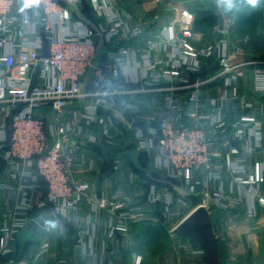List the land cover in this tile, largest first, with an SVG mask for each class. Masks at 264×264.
I'll return each instance as SVG.
<instances>
[{"label": "built area", "instance_id": "2783aa9c", "mask_svg": "<svg viewBox=\"0 0 264 264\" xmlns=\"http://www.w3.org/2000/svg\"><path fill=\"white\" fill-rule=\"evenodd\" d=\"M82 1L0 0V161L18 181H0L9 208L0 223V264L49 258V241L29 257H14L21 232L40 228L32 211L47 208L72 227L77 254L55 264H86L94 257L100 224L93 215L102 209L111 219L99 264H143L144 254L129 236L124 256L115 244L119 233L129 235V220L165 227L171 240L167 264H208L203 250L176 229L201 206L220 214L219 225L240 204L243 187L248 217L256 215V204L264 207V109L251 112L264 96V58H246L240 46L231 50L230 28L219 26L222 37L196 46L192 14L184 7L143 40L132 9L117 8L122 0H87L99 18L100 41L68 6ZM30 5L42 13L29 32ZM160 18L157 13L153 20ZM103 47L108 49L101 60ZM247 74L250 85L243 81ZM90 82L94 90L87 89ZM217 87L221 94L204 101V93ZM156 97L149 110L138 108L142 98ZM48 106L52 110L45 111ZM117 107L132 117L127 125L133 148L122 147L114 168L125 171L135 149L150 166L131 171L140 192L97 196L84 176L96 166L87 148L115 146ZM215 235L221 236L216 229Z\"/></svg>", "mask_w": 264, "mask_h": 264}, {"label": "crops", "instance_id": "0c3cea01", "mask_svg": "<svg viewBox=\"0 0 264 264\" xmlns=\"http://www.w3.org/2000/svg\"><path fill=\"white\" fill-rule=\"evenodd\" d=\"M64 5L66 2H61ZM89 3V2H88ZM84 0L82 2H75L68 4L72 10L74 16H78L86 21L91 28L97 32L101 41V31L99 30V18H97L89 7L90 14L84 13L85 5ZM124 7L132 9L134 19L141 23L143 29V40H147L154 36L157 32L159 24L169 23L173 20L174 11L177 8L184 7L192 14V26L194 31L198 35V39L195 41V45L201 47L206 43L213 41L216 38H220L223 35L215 31V27L230 28L227 34V39L230 43L231 50H234L236 46H240L244 49V56L246 58H264V8L251 14L241 15L238 19H230L225 17H219L214 14L210 0H166L164 3H155L153 0H122L117 6L120 10ZM41 10L35 5L29 6L28 12V25L27 30L30 32L32 28V22L40 19ZM160 15V20L155 21L153 17L155 14ZM39 33H43L42 26H37ZM36 27V28H37ZM248 38V40H246ZM101 43V42H100ZM128 42H123L122 45H129ZM107 47H103L101 50V60L104 59L107 51ZM258 50V54L251 53L252 50ZM251 50V51H249ZM251 75L247 74L244 79L245 85L251 84ZM88 90H94L95 86L93 82L88 83L86 86ZM249 93V92H248ZM221 94V88L208 89L204 95V101H208L213 96H219ZM153 99L142 98V105L140 108L142 111L149 110V105L152 104ZM252 98V97H251ZM254 107H258L251 110L253 113L261 114V107L264 109V96L260 97L259 103ZM116 115L114 123L117 124L119 129V136L116 139L114 147H95L90 149V154L95 156L96 166L95 170L85 173L84 176L91 182L92 191L97 196L102 193L107 195L112 194H124L126 192H140L141 188L137 184L132 185L131 171H138L139 169L133 164H127L121 173L114 168L115 158L121 152L122 147H132V141L130 138V129L127 125L128 121H131V115L126 112L123 107L116 108ZM264 119V114H261ZM120 139L122 141H120ZM264 150V148H263ZM140 158V157H139ZM146 158V157H145ZM3 162L4 164H2ZM140 162V161H139ZM141 163V162H140ZM142 164V163H141ZM142 165H149V161L145 160ZM129 167V168H128ZM128 168V169H127ZM127 169V170H126ZM0 181L12 182L17 185V179L6 173L5 162L0 161ZM247 188L243 187L239 196L241 202L239 205L232 206L231 209L223 216L222 221L215 227L219 233L221 242V263L222 264H264V207L256 204L257 213L253 217L247 216L248 196ZM264 193V185L262 187ZM7 192L0 189V223L5 212L9 211L8 206L5 205ZM14 198V196H12ZM34 214L41 215L49 213V209H43L41 211L34 209ZM85 215L88 214V209L84 211ZM84 215V216H85ZM111 213L107 209L99 210L97 215H93V221L98 223L99 229L97 230L96 247L94 257L91 259H84L86 264H99L100 257L103 253V244L107 241L108 230L106 227L110 225ZM128 221V220H126ZM129 235H123L119 233L116 237L115 244L118 246L120 256L126 254L128 249L126 240L128 236L130 238L131 246L141 251L145 256V249H143L141 236L147 227L154 226L152 223H140L129 220ZM64 231L62 234H53L44 232L41 228L28 227L23 230L18 238L16 244V256L14 257H29L33 254L42 242L49 241L52 244V252L48 259L38 261L34 264H55L56 259L64 255H75L76 251L71 249V240L73 229L70 225L64 223ZM88 226V223H86ZM91 227V226H90ZM155 227V226H154ZM167 234V232H166ZM167 238L169 236L167 234ZM146 248V247H145ZM126 249V250H125ZM74 253V254H73ZM77 255V254H76Z\"/></svg>", "mask_w": 264, "mask_h": 264}, {"label": "water", "instance_id": "95a60500", "mask_svg": "<svg viewBox=\"0 0 264 264\" xmlns=\"http://www.w3.org/2000/svg\"><path fill=\"white\" fill-rule=\"evenodd\" d=\"M52 110L51 106L44 109ZM37 117L41 116V110L36 111ZM141 151L131 150L129 153L132 163L139 169H144L139 162ZM220 219V214L209 212L201 206L190 213L177 227L176 233L188 240L193 246H199L204 252V259L208 264H222L220 256V241L215 235V226Z\"/></svg>", "mask_w": 264, "mask_h": 264}, {"label": "clouds", "instance_id": "9594fccd", "mask_svg": "<svg viewBox=\"0 0 264 264\" xmlns=\"http://www.w3.org/2000/svg\"><path fill=\"white\" fill-rule=\"evenodd\" d=\"M211 8L219 17L238 19L241 15L251 14L264 8V0H210ZM39 227L47 233L62 234L64 225L55 212L38 217Z\"/></svg>", "mask_w": 264, "mask_h": 264}, {"label": "rangeland", "instance_id": "374dc122", "mask_svg": "<svg viewBox=\"0 0 264 264\" xmlns=\"http://www.w3.org/2000/svg\"><path fill=\"white\" fill-rule=\"evenodd\" d=\"M251 51V50H249ZM256 53L255 55H260L258 54V50H252L251 53ZM161 233L162 239L159 240L158 242H155L152 246L151 251H149L148 247H143L145 249V256H144V262L143 264H167L165 262L166 255H169V249L171 246V240L167 238V234L165 231V227L161 224H155L154 225ZM161 244L158 246L157 244Z\"/></svg>", "mask_w": 264, "mask_h": 264}, {"label": "trees", "instance_id": "16d2710c", "mask_svg": "<svg viewBox=\"0 0 264 264\" xmlns=\"http://www.w3.org/2000/svg\"><path fill=\"white\" fill-rule=\"evenodd\" d=\"M84 3H86L85 5V9H87V10H85L84 11V13L86 14V15H89V16H91V14H90V11H88V10H90L89 9V3H88V1L87 0H84ZM89 6V7H88ZM91 8V7H90ZM92 10V9H91ZM145 160H146V158H145V155L144 154H142L141 156H140V158H139V161L142 163V164H144L145 163ZM2 164H4L3 162H1ZM139 169V168H138ZM139 172H141L140 170H139ZM145 234V235H144ZM144 235V236H143ZM141 236H143L142 237V246L143 247H148L149 248V251H151V250H153L152 249V246H153V244L155 243V242H158L159 240H161L162 239V236H161V233H160V231L156 228V227H154V226H149V227H147V229L145 230V232L141 235ZM220 241V240H219ZM158 246H160L161 244L159 243V244H157ZM220 245H221V242H220ZM222 246V245H221ZM220 256H221V249H220ZM145 264V263H144Z\"/></svg>", "mask_w": 264, "mask_h": 264}]
</instances>
